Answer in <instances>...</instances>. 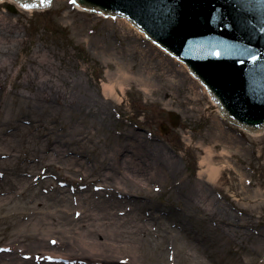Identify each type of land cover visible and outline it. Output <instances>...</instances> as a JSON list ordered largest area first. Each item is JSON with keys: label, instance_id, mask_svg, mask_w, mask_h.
I'll return each instance as SVG.
<instances>
[{"label": "rangeland", "instance_id": "rangeland-1", "mask_svg": "<svg viewBox=\"0 0 264 264\" xmlns=\"http://www.w3.org/2000/svg\"><path fill=\"white\" fill-rule=\"evenodd\" d=\"M52 1L47 9L28 12L0 3V65H8L7 75L0 72V84H4L0 146L11 153V157H0V193L3 189L9 192L10 181L22 183L28 176L35 177L27 168L38 173L48 169L40 153L49 144L46 128L54 130L53 144L55 140L61 142L63 149L77 158V166L72 167L79 172L58 166L66 177L78 178L82 185L102 173L115 174L116 179L121 174L138 179L142 168L138 159L126 163L123 155L118 161L116 151L122 144L141 143L158 152L154 163L174 159L179 165L177 175L165 172L151 197L136 190L127 195L138 210L147 209L159 216L151 225L155 235L147 236L144 245L138 247L146 264H264V236H258L264 234V203L258 210L253 205H242V209L238 204L233 206L230 211L236 210L247 225L228 231L220 222L217 225L218 218L200 209L192 189L206 170L201 163L211 155L220 163L218 181L232 198L244 196L246 180L250 182L249 193L264 194V133L253 136L226 123L217 104L203 85L190 77L185 64L165 54L125 19L80 11L71 0ZM32 59L50 68L49 73L41 70L36 76L48 85L47 95L59 90L66 95L65 103L54 98L34 99V92L24 85L26 74H34ZM156 64L164 67L165 75L150 80L151 85L144 80L149 77L144 68ZM105 87L115 101L105 100ZM97 106L104 110L102 116L89 113ZM171 112L180 116L178 128L170 124ZM164 126L169 127L165 134L160 131ZM218 129L224 135L216 139ZM49 171L57 182L60 171ZM103 180L89 190L106 186ZM170 182L182 184L167 192ZM71 185L65 187L68 194L74 189ZM46 188L43 185L39 189L44 196L53 194ZM209 189L221 198L223 206L227 203L216 187ZM6 206L0 210L1 247L7 245L9 236L21 238L35 233L34 220L14 214L15 201ZM161 209L165 214L159 213ZM67 219L71 218L65 216L62 221ZM125 261L131 264L128 259H123V264Z\"/></svg>", "mask_w": 264, "mask_h": 264}, {"label": "bare ground", "instance_id": "bare-ground-1", "mask_svg": "<svg viewBox=\"0 0 264 264\" xmlns=\"http://www.w3.org/2000/svg\"><path fill=\"white\" fill-rule=\"evenodd\" d=\"M0 3L12 4L16 9L29 11V8L22 9L14 0H0ZM50 5L48 3V6ZM39 63L35 59L31 60V72L34 74H26L24 85L34 92L35 100L49 101L54 98L65 103V94L58 90L52 95H47L46 88L48 85L46 82L36 79L41 70L46 73L50 71V68L44 63ZM7 66L0 65V72L7 75ZM144 70L149 76L144 77V80L151 85L153 84L150 80L162 78L165 75L164 67L158 66V64L146 66ZM167 78L173 79L171 76ZM2 80L0 79V82ZM154 90L153 88L152 91ZM3 91L4 84L1 83L0 94ZM104 95L105 100L115 101V97L110 96L107 87L104 89ZM200 96L196 95L194 99L198 100ZM101 102L104 103L102 100ZM103 111L98 106L97 109H89L92 116H102ZM3 125L4 122L0 120V128ZM44 131L49 143L40 152L48 158L46 161L43 157L44 168L59 170L60 177L56 182L55 175L51 171L48 172V169L38 173L30 172L31 168H27L30 175L35 177L28 176L22 183L19 180L10 181L9 192L3 189V192L0 193L4 196L0 197V210H4L8 203H14L15 201L17 211L14 214L25 216L35 222V233H28L21 238L9 236L6 239L8 241L7 245L0 246V264H123V259H128L131 264H146L143 255L138 252V247L144 245L147 236L155 235L151 225L152 222L157 221L159 216L150 214L147 209L138 210L134 203L127 199V195H131V191L136 190L151 197L152 193L161 186V177L165 176V172L169 170L172 175H177L178 163L174 159H165L161 163L157 160L154 163L155 155H158L157 151H149L141 143L137 145L134 143L132 146L128 144V147L122 144L118 146L116 151L117 159L119 161L123 158V155H126V163L128 161L130 163L135 162L138 159L142 167L138 170V177H136L138 179H135L134 176H124L122 174L121 177L116 179L115 174L105 175L102 173L94 177L95 180L82 185L78 178L75 179L70 175L66 177L61 170V166H58L64 165L69 171L79 172L72 167L73 165L77 166V158H73L69 150L65 151L63 149L65 146H62L61 142L55 140L53 144L54 130L52 128H46ZM223 135L224 133L218 129L215 138L218 139ZM4 148L2 149L0 146V157H11V153L4 151ZM65 157L69 158L63 164ZM144 159L147 160L141 161ZM213 159L214 157L211 155L204 159L201 166L206 167V170L199 174L196 183H194L195 185L192 186L198 199L196 203H198L197 205L201 210L211 214L214 218H218L216 220L217 225L220 222L225 228H228V231L245 229L246 222H242L243 220L238 217L236 210H230L237 204L239 208L242 205H245L246 208L253 205L258 210L264 203V200H262L264 194L259 192L249 193L251 191L248 188L250 182L246 180L244 196L239 197L240 199L232 198L223 190L222 183L218 181L220 180L221 167L218 165L220 163L217 164V161ZM67 165L68 167H66ZM62 169L64 168L62 167ZM101 178L104 179L105 184L107 183L106 186L97 185ZM95 182L97 186H93V190H89V187ZM64 183L66 185L63 186ZM69 183L74 184L71 185L74 189L69 190L68 194L65 187ZM37 184L38 187H36ZM181 184V182H170L166 191L170 192L173 188L180 187ZM43 185H46V189L53 192V194L44 196L42 191L39 190ZM210 187H216L217 191L223 194V198L227 202L226 206L222 205L221 198L214 195L213 190L209 189ZM101 190L110 193V196L100 195L99 191ZM124 204L125 208H123ZM153 211H155V208L152 207ZM159 213L163 215L165 210L161 209ZM65 216L71 219L63 222L62 219ZM55 225H58L59 228H53ZM50 232V235H46ZM99 236L103 237L102 241L99 240ZM258 236H264V234L258 233ZM160 261H164V259L161 258ZM124 264H128V261H125ZM150 264L155 263L150 262Z\"/></svg>", "mask_w": 264, "mask_h": 264}, {"label": "water", "instance_id": "water-1", "mask_svg": "<svg viewBox=\"0 0 264 264\" xmlns=\"http://www.w3.org/2000/svg\"><path fill=\"white\" fill-rule=\"evenodd\" d=\"M14 1L22 9H38L49 0ZM76 1L85 9L128 18L190 67L229 120L251 131L264 127V0ZM171 122L177 127L179 116L171 113Z\"/></svg>", "mask_w": 264, "mask_h": 264}]
</instances>
